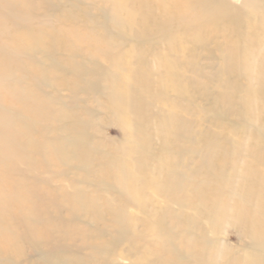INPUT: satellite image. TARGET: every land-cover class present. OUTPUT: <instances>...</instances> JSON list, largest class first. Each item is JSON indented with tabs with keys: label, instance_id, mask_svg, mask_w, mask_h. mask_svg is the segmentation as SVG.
I'll use <instances>...</instances> for the list:
<instances>
[{
	"label": "bare ground",
	"instance_id": "obj_1",
	"mask_svg": "<svg viewBox=\"0 0 264 264\" xmlns=\"http://www.w3.org/2000/svg\"><path fill=\"white\" fill-rule=\"evenodd\" d=\"M168 2L177 10L172 12ZM60 3L0 0V264H187L190 258L195 264H264V169L258 168L261 160L264 163V0H158L163 3L159 14L147 0H119L107 14L108 20L93 22L95 31L91 30L99 50L112 56L120 50L113 47L115 38L149 40L155 27L157 42L164 40L173 49L181 39L172 30L183 29L182 35L194 38L205 28L216 38L225 37L235 62L234 73L246 78L245 86L253 80L259 83L260 89L246 99L254 120L247 122L245 133L253 145L243 172H237L232 142L230 151L214 141L204 147L214 154L206 176L214 180V188L230 184L227 196L234 203V226L252 242L251 254L236 258L211 245L203 228L194 232L188 221L183 242L176 245L175 230L158 209L160 199L167 205L190 201L212 224L222 207L217 204L216 190L208 191L204 179L197 183L192 199L176 195L180 175L175 162L166 156L171 148L167 129L156 113L149 115L150 100L141 90L150 87L130 65L125 72L102 75L110 82L101 103L107 104L123 134L110 158L101 156L104 145L88 136L96 116L92 111L85 114L87 124L71 121L73 114L64 108L71 103L63 97L60 110L49 112L51 98L46 88L65 82L78 101V93L99 88L98 72H103L98 66L94 73L93 68L86 69L87 57L81 59L72 47L66 64H60L64 33L73 38L79 33L77 25H70L79 17L62 9ZM156 5L153 1V8ZM33 21L37 22L35 29ZM14 29L25 33L17 49L14 40L2 36L5 32L12 35ZM21 56L33 59L36 79L27 78ZM111 64L117 70L120 59ZM41 101L43 107L33 108ZM148 119L158 121L153 134L147 132ZM32 132H38L40 139ZM152 136L163 141L157 149L151 144ZM221 155L225 161L217 170L213 163ZM257 156L260 161L255 160ZM94 161L101 164L96 171ZM234 178L240 180L233 183ZM207 198L209 205L204 210ZM48 201H53V213L45 209ZM64 214L72 224L61 221ZM134 254H138L135 259Z\"/></svg>",
	"mask_w": 264,
	"mask_h": 264
},
{
	"label": "rangeland",
	"instance_id": "obj_2",
	"mask_svg": "<svg viewBox=\"0 0 264 264\" xmlns=\"http://www.w3.org/2000/svg\"><path fill=\"white\" fill-rule=\"evenodd\" d=\"M118 1L61 0L59 5H61L62 9H69L71 10L70 12L79 17L77 21L70 23V25L78 26L79 33L77 36L73 38L69 36L68 32L63 35L64 38L61 40V46L59 47L61 61H65L67 52L72 47V49H76L81 59L85 60V57H87L86 69L90 70L93 68L91 72L94 73L98 70L95 67L98 66L103 72H98L100 74V83H96L100 84L99 88L94 90L87 89L83 93H78V101L76 99L73 100L72 92L67 89L70 87L65 86V82H60L62 85L56 88H46L45 92L51 98V100L48 99V105L51 106L49 112L55 111L56 108L60 110L59 103L63 97L66 98V102L69 101L71 103L69 108L64 107L73 114L71 121L75 122L78 119L80 123L87 124L88 122L86 121L88 120L85 114L87 111H92L94 116H96L92 118V125L94 126L93 130L89 128L88 136H90L92 141H100L105 148L104 152L101 153L103 155H100L109 156L110 158L111 150L114 146L119 145L123 134L116 118L109 114L107 104L101 103L100 97L102 98L105 95L103 92L108 87V82H110L108 78H106V81L102 75L107 71L112 73L115 71L117 73L125 72L124 68L130 65L139 73L143 82L150 87L149 89L142 88L141 90L142 95L143 93L144 95L148 94L150 100L147 107L148 113L150 112L149 115L157 114L158 120L162 121L161 123L167 129L169 135L167 143L171 148H169L170 152L166 156L175 162V169L180 175L179 189L178 186L175 187L176 195H180V197L184 195L192 199L198 190L197 183L204 179L208 191L216 190L217 204L222 207L217 214L216 222L212 224L206 219L207 214H200L198 211L199 207H196L190 201L179 202L178 200L167 205L160 199L158 209L164 220L173 226L176 245H180L183 242V231L188 226L186 223L188 221L190 228L194 232L203 228L206 231L207 240L210 241L211 245L215 244L216 248L222 250L224 255L227 253L236 258L245 253L251 254V240L241 236L234 226L236 224L233 212L234 203L227 196L231 191L230 184H220V186L214 188V180L206 176L211 169L214 154L211 150L204 149V147L212 145L211 142L214 141L213 143L224 147V150L230 151L229 142H232L235 146L234 154L237 159V172L239 174L243 172L246 162L250 159V151L253 145L248 133H245L247 122L254 120V113L246 105V99L260 89L259 83L253 80L252 83H248L249 85L245 86L246 78H241L234 73L235 62L230 54V47L225 37L216 38L212 33L206 32L205 28L201 29V34L194 35V38L182 35V33L185 34L183 29H180V31L172 30L175 34H179L181 41L171 49L167 45L168 42L166 43L164 40L157 42L158 39L155 36L158 28L154 27L152 29L153 35L151 34L149 40L147 38H133L130 40L126 39L123 42V40L115 38L112 43L113 47L120 50L112 56L109 53L104 55V51L99 50L95 34H91V30L95 31L93 22L104 23L111 7L113 8L114 5H117ZM147 1L150 7L156 11V14H159L158 7H161L160 4L163 6V3L158 4V0ZM153 1L157 4L155 8H153ZM168 4L169 6L172 5V12H174L177 6L170 2ZM36 21L32 23L33 29L37 25ZM53 26L61 30L59 28L61 26L57 25V23L53 24ZM110 31L111 29L109 28ZM3 34L2 36H9L11 38L10 41L14 40L13 43L15 45L13 48L17 49L25 33L23 30L14 29L12 35L6 32ZM113 35L117 36L116 33H113ZM61 36L59 34L58 37ZM0 42L1 44L3 43L2 40ZM117 59H120V66L115 70L114 64L118 62L116 61L113 64L114 66H111V63ZM21 60L27 67V78L29 80L36 79L38 77L36 73L37 67L34 65L33 59L28 56H21ZM63 62L60 64H66ZM57 72L59 73L60 71ZM60 76L62 78L59 73L58 77ZM106 92L109 93L108 91ZM43 98L46 106H48L46 96L43 95ZM43 105L41 101L39 104H34L33 108L38 109L43 107ZM63 106L65 105L61 103L62 108ZM102 109L104 110L102 111ZM153 123L148 119L146 124L148 133L153 134L156 132L159 125L158 121ZM53 124L55 125L56 123ZM229 129L231 132H229ZM32 136L40 139L38 132H32ZM151 144L157 149L159 144H163V141L159 143V139L152 136ZM39 156L41 160V155L39 154ZM258 158L259 156L255 157V160L260 161ZM224 161L221 155L215 159L213 164L217 170H220ZM98 163L100 164V162L95 163L94 171H96V166H99ZM151 165L153 167V164ZM258 168L264 169L262 160L261 166ZM233 180H235L233 181L234 183L240 178H234ZM154 190L151 191L153 195L155 194ZM219 197L221 200H219ZM209 200L207 198L203 201L204 210L207 209ZM51 202L53 201L45 203V209H49V212L53 213L55 209L52 207ZM122 204L125 207L127 205L126 202H122ZM63 209L69 214L68 209ZM131 212L137 214L134 210ZM261 213L264 215V205L261 207ZM61 221L66 224H72L69 215L64 214V218ZM139 229H142V226ZM138 254L132 255L133 258L135 259ZM28 255H31V253L28 252ZM130 263L129 261L126 262V264ZM187 264L195 263L190 258Z\"/></svg>",
	"mask_w": 264,
	"mask_h": 264
}]
</instances>
